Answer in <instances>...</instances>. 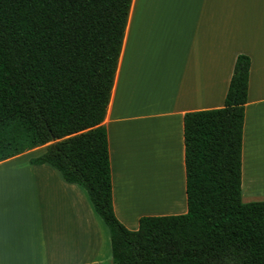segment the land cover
Masks as SVG:
<instances>
[{
    "label": "trees",
    "instance_id": "16d2710c",
    "mask_svg": "<svg viewBox=\"0 0 264 264\" xmlns=\"http://www.w3.org/2000/svg\"><path fill=\"white\" fill-rule=\"evenodd\" d=\"M132 0H0V162L46 146L109 230L112 264H264V201H242L250 60L237 55L218 109L183 118L182 215L127 229L113 210L104 125Z\"/></svg>",
    "mask_w": 264,
    "mask_h": 264
},
{
    "label": "crops",
    "instance_id": "0c3cea01",
    "mask_svg": "<svg viewBox=\"0 0 264 264\" xmlns=\"http://www.w3.org/2000/svg\"><path fill=\"white\" fill-rule=\"evenodd\" d=\"M239 54L250 60L242 196L264 201V0H132L104 120L127 229L186 213L183 118L224 106ZM40 148L0 162V264H112L85 190L29 164Z\"/></svg>",
    "mask_w": 264,
    "mask_h": 264
},
{
    "label": "rangeland",
    "instance_id": "374dc122",
    "mask_svg": "<svg viewBox=\"0 0 264 264\" xmlns=\"http://www.w3.org/2000/svg\"><path fill=\"white\" fill-rule=\"evenodd\" d=\"M45 148H46V146L41 147L40 149H38V152L45 150ZM242 201H243L244 203H249V202H253V201H257V200H249V199H248L247 197H245L244 194H243V196H242Z\"/></svg>",
    "mask_w": 264,
    "mask_h": 264
}]
</instances>
